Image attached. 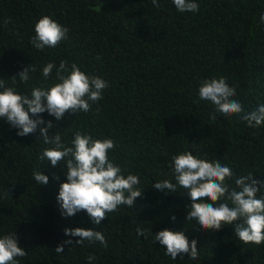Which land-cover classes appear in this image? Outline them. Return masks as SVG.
<instances>
[{
	"label": "trees",
	"instance_id": "16d2710c",
	"mask_svg": "<svg viewBox=\"0 0 264 264\" xmlns=\"http://www.w3.org/2000/svg\"><path fill=\"white\" fill-rule=\"evenodd\" d=\"M196 2L198 13L178 12L173 0H160V9L150 0H0V79L6 86L28 96L36 87L51 88L59 82L55 71L45 80L42 68L50 62L59 67L61 60L110 85L91 112L66 113L61 121L45 112V124L27 137L0 119V238L16 232L28 253L18 258L20 264H88L89 254L96 256L94 264H264V245L243 243L234 225L214 232L186 221L192 201L185 189L170 193L152 187L164 180L176 183L172 157L186 151L219 160L237 177L251 172L264 186V126L250 129L239 117L221 113L213 120L214 107L198 96L202 80L225 77L245 111L264 104V23L259 20L264 0ZM45 15L69 29L68 39L58 48L38 50L31 38ZM30 65L36 71L24 83L19 73ZM48 121L55 126L49 135L58 132L68 146L77 132L116 142L109 158L125 176H139L144 191L133 208L120 206L100 225L86 212L61 214L57 196L67 182L66 167L40 159L52 147L39 130ZM35 171L49 183L39 185ZM75 228L103 232L108 248L74 243L57 254L64 241L79 239L65 235V229ZM165 229L184 231L190 242L197 241L200 258L166 255V246L153 242Z\"/></svg>",
	"mask_w": 264,
	"mask_h": 264
},
{
	"label": "clouds",
	"instance_id": "9594fccd",
	"mask_svg": "<svg viewBox=\"0 0 264 264\" xmlns=\"http://www.w3.org/2000/svg\"><path fill=\"white\" fill-rule=\"evenodd\" d=\"M150 2L157 9L162 7L160 0ZM173 4L180 13H198L200 9L196 0H173ZM259 20L264 23V15ZM68 31L67 27L45 15L35 24L31 43L38 50L55 49L68 39ZM30 71L35 72L36 68L32 65L26 67L19 73V80L27 83ZM54 71L55 79L59 82L48 89L36 87L30 96L18 94L15 87L6 86L5 80L0 79V89H3L0 91V119L17 129L18 136L34 134L40 125L45 124L41 118L45 112L57 121L63 120L66 113L77 115L91 112L92 105L104 98V92L110 86L104 79L85 73L74 62L69 66L68 61L61 60L59 67L54 62L47 63L42 68L43 78L48 80ZM11 79L15 84L17 77ZM198 96L214 107L211 114L213 120L216 113H221L227 119L239 117L250 129L264 126V104L251 112L245 111L243 104L235 99L236 88L230 86L225 77L202 80ZM54 127L48 121L46 127L39 129L44 144L52 145L43 150L40 159L50 161L52 167L58 164L66 167L67 182L60 185L57 196L61 214L74 217L77 213L86 212L93 224L100 225L108 219L106 214L118 212L120 206L133 208L144 191L140 188L139 176H125L121 167L109 158V152L116 149V142L111 138L94 139L91 134L77 132L72 146H68L62 143L58 132L49 135ZM170 168L176 183L164 180L155 182L152 187L170 193H176L178 188L185 189L192 201L186 221L195 220L203 231L214 232L234 225L235 237L240 241L264 245V195H260L264 186L251 172L237 177L229 166L219 160L200 159L191 151L173 156ZM33 177L39 185L49 183V177L42 172H33ZM54 178L59 179L58 176ZM228 181H234L235 187ZM5 195L10 194L7 191ZM172 219L175 220V217ZM136 232L147 239L144 229L138 227ZM65 235L79 239L64 241L55 249L57 254L64 253V247L74 243L84 246L99 242L105 249L108 248L103 232L75 228L65 229ZM153 242L166 246L165 254L173 260L184 258V255L192 260L200 258L197 241L190 242L184 231L162 230L154 235ZM27 255L19 245L16 232L0 238V264H20V259ZM96 259L94 254L87 256L88 264H94Z\"/></svg>",
	"mask_w": 264,
	"mask_h": 264
}]
</instances>
